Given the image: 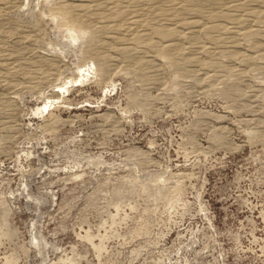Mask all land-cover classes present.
Instances as JSON below:
<instances>
[{"label":"rangeland","instance_id":"rangeland-1","mask_svg":"<svg viewBox=\"0 0 264 264\" xmlns=\"http://www.w3.org/2000/svg\"><path fill=\"white\" fill-rule=\"evenodd\" d=\"M0 264H264V0H0Z\"/></svg>","mask_w":264,"mask_h":264}]
</instances>
